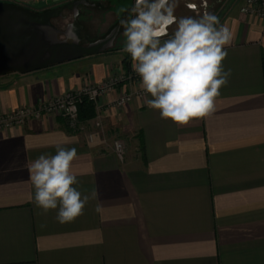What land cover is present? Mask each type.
Here are the masks:
<instances>
[{"label": "crops", "instance_id": "0c3cea01", "mask_svg": "<svg viewBox=\"0 0 264 264\" xmlns=\"http://www.w3.org/2000/svg\"><path fill=\"white\" fill-rule=\"evenodd\" d=\"M0 3L51 13L32 25L22 64L48 65L0 75V116L127 71L121 21L135 0ZM242 4L177 0L178 18H199L197 5L224 9L220 25L232 36L223 62L231 75L204 117L177 125L148 107L150 96L111 106L138 84L102 98L85 132L57 115L0 130V264H264V23L241 15ZM95 119L102 130L89 142ZM58 147L76 149L75 187L89 197L83 214L64 224L57 210L35 205L27 170Z\"/></svg>", "mask_w": 264, "mask_h": 264}, {"label": "clouds", "instance_id": "9594fccd", "mask_svg": "<svg viewBox=\"0 0 264 264\" xmlns=\"http://www.w3.org/2000/svg\"><path fill=\"white\" fill-rule=\"evenodd\" d=\"M176 6L177 0H135L130 18L121 21L123 51L131 56L140 88L151 97L148 107L158 110L162 119L187 125L213 110L227 85L231 69L225 71L223 62L232 36L215 14L178 18ZM67 27L69 38L75 39L74 25ZM75 159V148L58 147L54 155H40L27 169L35 205L44 214L57 210L61 224L81 216L89 200L75 187Z\"/></svg>", "mask_w": 264, "mask_h": 264}, {"label": "built area", "instance_id": "2783aa9c", "mask_svg": "<svg viewBox=\"0 0 264 264\" xmlns=\"http://www.w3.org/2000/svg\"><path fill=\"white\" fill-rule=\"evenodd\" d=\"M240 14L258 19L264 23V0H243L240 7ZM140 77L132 69V61L126 72L114 76H109L102 82L91 83L87 81L84 86L76 92L68 93L63 97L52 99L41 103L37 108H21L5 116H0V130L16 126H23L30 120H40L47 116H60L70 128L85 132L86 126L78 121V108L80 100L85 97L92 102L95 109L98 110L102 98L107 97L118 87L136 86L140 84ZM149 96L140 87L133 92H122L112 103L111 106L122 108L134 99H143ZM94 131L87 134L89 142L93 141L96 133L102 130L99 119L93 122ZM111 148L118 160L123 161L125 156V146L119 139L111 143Z\"/></svg>", "mask_w": 264, "mask_h": 264}, {"label": "water", "instance_id": "95a60500", "mask_svg": "<svg viewBox=\"0 0 264 264\" xmlns=\"http://www.w3.org/2000/svg\"><path fill=\"white\" fill-rule=\"evenodd\" d=\"M51 13L33 15L21 6L0 3V75L39 69L48 64L27 68L23 61L30 52L32 25L46 20ZM90 49L84 50L88 52Z\"/></svg>", "mask_w": 264, "mask_h": 264}, {"label": "trees", "instance_id": "16d2710c", "mask_svg": "<svg viewBox=\"0 0 264 264\" xmlns=\"http://www.w3.org/2000/svg\"><path fill=\"white\" fill-rule=\"evenodd\" d=\"M124 62H126V63L128 62L126 64L127 69H128L129 60L128 61L125 60ZM77 108H78V121L80 123H85V122L92 120L96 117V109H95L94 104L92 102L88 101V99L85 97H83L80 100L79 104L77 105Z\"/></svg>", "mask_w": 264, "mask_h": 264}, {"label": "rangeland", "instance_id": "374dc122", "mask_svg": "<svg viewBox=\"0 0 264 264\" xmlns=\"http://www.w3.org/2000/svg\"><path fill=\"white\" fill-rule=\"evenodd\" d=\"M198 7V11H200V15L202 16L205 12H208V13H213L215 14L219 19H221L223 17V14H224V9H218V10H210L209 8H205V10H201L200 9V6L197 5Z\"/></svg>", "mask_w": 264, "mask_h": 264}]
</instances>
